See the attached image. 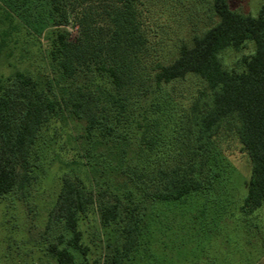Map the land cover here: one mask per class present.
Here are the masks:
<instances>
[{
  "label": "trees",
  "instance_id": "trees-1",
  "mask_svg": "<svg viewBox=\"0 0 264 264\" xmlns=\"http://www.w3.org/2000/svg\"><path fill=\"white\" fill-rule=\"evenodd\" d=\"M104 1L110 6L107 26L90 22L84 13L78 21L75 41H70L66 32H59L53 40V78L16 71L0 79V197L16 191L22 200L26 199L27 189L37 178L33 154L44 125L52 119L68 117L83 124L81 138L87 144L105 148L100 164L113 162L107 164L111 173L122 179V183L115 181L114 188L127 191L123 199L131 200L137 191L150 204H170L182 202L192 194H204L219 176L220 164L216 162L207 167L202 178V165L191 159L173 167L165 162L158 168L149 167L148 159L165 153V129L173 121V113L182 109L187 120L180 121L183 124L180 123L179 131L189 133L199 150L213 145L223 127V135L236 137L252 164L245 208L249 212L260 209L264 204V8L252 17L233 12L227 0H211L216 21L189 42L181 43L172 62L157 66L153 73L159 92L157 103L148 115L136 119L132 116V103L124 94L138 88L134 63L143 52L146 39L134 9L135 0ZM0 2L5 7L0 24L6 28L0 31V52L8 48V40L21 24L16 21L18 17L41 33L26 15L31 0ZM52 2L54 11L61 13V21L56 23L53 17L50 21L57 27L68 26L70 15L61 9L64 3L67 5L66 0ZM37 23L44 28L43 18L36 19ZM248 41L255 43V53L243 58L241 70H227L220 54L229 48L242 50ZM86 70L94 71L105 85L92 92L73 86L78 72ZM193 78L199 80L201 87L186 94L181 85ZM73 166L69 171L75 181L63 179L47 229L53 221L63 222L71 234L69 246L86 259L88 248L82 244L79 219L89 212L94 198L76 174V167H80L89 178L87 164L76 162ZM114 198L115 201L100 206L101 221L105 226L123 224V243L106 264H122L128 259L143 232L145 213L124 214L123 202L118 196ZM47 252L58 264H76L68 248L50 245Z\"/></svg>",
  "mask_w": 264,
  "mask_h": 264
},
{
  "label": "rangeland",
  "instance_id": "rangeland-1",
  "mask_svg": "<svg viewBox=\"0 0 264 264\" xmlns=\"http://www.w3.org/2000/svg\"><path fill=\"white\" fill-rule=\"evenodd\" d=\"M31 1L26 15L41 33L16 18L21 24L8 40V48L0 52V79L16 71L53 78L50 51L59 32L68 33L69 40L75 41L79 35L78 21L84 13L90 22L108 25L110 6L104 0H66L67 5L64 3L61 9L70 15V24L58 27L50 21L52 17L56 23L61 21V13L54 11L52 0ZM227 2L233 12L252 17H257L264 8V0ZM0 5L1 19L5 7L1 2ZM134 9L146 46L134 60L139 75L138 88L124 96L132 103V116L138 119L140 115H148L151 106L157 103L155 97L159 92L153 81L157 66L172 62L181 43L207 30L216 18L211 0H135ZM41 18L43 29L36 24V19ZM3 28L5 25L0 24V31ZM255 50V43L248 41L242 50L226 49L220 54V60L227 70H241L243 58L254 54ZM100 85L105 83L94 71H79L73 80V86L88 92ZM181 87L191 95L201 84L193 78L183 82ZM183 113L182 109L173 113V121L165 129L167 138L162 149L165 153L162 152L160 158L148 159L149 167L158 168L164 162L173 167L191 159L202 165L200 178L215 162L220 164V172L211 190L170 204H150L137 191L133 192L131 200L123 199L127 191L114 188L115 181L122 183V179L111 173L107 164L113 162L100 164L105 148L87 144L81 138L84 135L82 123L68 117L52 119L44 125L33 154L37 178L27 189L26 199L22 200L16 191L0 197V264H58L47 252L50 245L70 249L76 264L110 263L117 249L122 247L123 224L103 225L100 206L115 201V196L123 202L124 214L145 213L142 236L122 264H264V204L252 212L245 208L252 170L249 157L236 137L229 133L223 135L224 127L213 145L199 150L189 133L179 131L180 121L187 120ZM136 138L133 137L134 142ZM76 162L87 164L89 178L80 167H76V174L94 198L89 212L79 219L82 244L88 248L86 259L69 246L71 234L63 222L53 221L47 229L63 179L75 181L69 170Z\"/></svg>",
  "mask_w": 264,
  "mask_h": 264
}]
</instances>
